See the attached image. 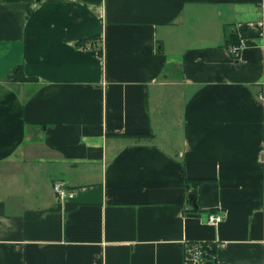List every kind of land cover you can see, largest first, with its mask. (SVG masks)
<instances>
[{"label":"crops","instance_id":"0c3cea01","mask_svg":"<svg viewBox=\"0 0 264 264\" xmlns=\"http://www.w3.org/2000/svg\"><path fill=\"white\" fill-rule=\"evenodd\" d=\"M0 264H264V0H0Z\"/></svg>","mask_w":264,"mask_h":264},{"label":"trees","instance_id":"16d2710c","mask_svg":"<svg viewBox=\"0 0 264 264\" xmlns=\"http://www.w3.org/2000/svg\"><path fill=\"white\" fill-rule=\"evenodd\" d=\"M245 1H251V0H245ZM95 39H89V38H84V39H81V40H78L76 42V45L77 46H82L84 48H87V45L88 44H92L91 48H95V49H98V52L101 50V46H97L95 45L93 42H90V41H93ZM241 42L240 40L238 39H235V37L232 36V38H230L228 41H226L224 43V46H231V45H240ZM5 80L6 81H9V82H23V81H36L37 79L34 78V77H28V76H25L24 72H23V69H22V65L18 64L16 66H14L9 72L8 74L6 75L5 77ZM131 137H137V138H150L153 136V134H150V133H145V134H129ZM202 181H204L203 179H186V183H187V186H188V192L190 189H192V193L194 194L195 192V189H196V186L201 183ZM197 206V202H196V205ZM199 208L198 207H195L194 208V211L198 210ZM211 211H213V209H211ZM205 252L207 253H210L212 254L213 252L209 249H205L204 250ZM203 253V251H202ZM209 263V260L207 261Z\"/></svg>","mask_w":264,"mask_h":264},{"label":"built area","instance_id":"2783aa9c","mask_svg":"<svg viewBox=\"0 0 264 264\" xmlns=\"http://www.w3.org/2000/svg\"><path fill=\"white\" fill-rule=\"evenodd\" d=\"M92 44H88L87 48H91ZM241 48V44L240 45H231L228 47L230 53L234 54L235 56H238L239 51ZM53 190L57 196V198L59 199H63L65 196L68 195L69 190L64 188L62 186V183L54 181L52 184ZM223 219V214L218 212V211H211L210 213H208V217L207 220L210 223H218ZM202 253V251H200V254Z\"/></svg>","mask_w":264,"mask_h":264},{"label":"water","instance_id":"95a60500","mask_svg":"<svg viewBox=\"0 0 264 264\" xmlns=\"http://www.w3.org/2000/svg\"><path fill=\"white\" fill-rule=\"evenodd\" d=\"M188 194L189 198L194 202V194L192 193V189L189 190Z\"/></svg>","mask_w":264,"mask_h":264},{"label":"rangeland","instance_id":"374dc122","mask_svg":"<svg viewBox=\"0 0 264 264\" xmlns=\"http://www.w3.org/2000/svg\"><path fill=\"white\" fill-rule=\"evenodd\" d=\"M205 257H206V259H211L212 258V254H210V253H205ZM210 262V261H209Z\"/></svg>","mask_w":264,"mask_h":264}]
</instances>
